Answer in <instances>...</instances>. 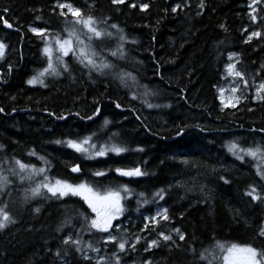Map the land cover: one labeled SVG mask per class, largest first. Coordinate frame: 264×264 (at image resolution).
Returning a JSON list of instances; mask_svg holds the SVG:
<instances>
[{
	"label": "trees",
	"instance_id": "16d2710c",
	"mask_svg": "<svg viewBox=\"0 0 264 264\" xmlns=\"http://www.w3.org/2000/svg\"><path fill=\"white\" fill-rule=\"evenodd\" d=\"M66 2L87 9L85 0ZM183 2L138 0L137 4L150 5L146 12H141L139 7L133 9L127 4L113 5L111 0H94L93 14L110 17L108 24H117L129 41L125 45L128 61L120 62L122 66L129 71L138 70L139 83L159 93L144 97L140 95L143 88L136 87L133 91L140 99L133 100L129 90L110 77L93 73V79H89L87 69L75 64L71 54L65 58L73 68L71 77L67 74L49 77L45 81L46 88L28 85L26 81L46 64L42 55L43 41L28 31L29 26L59 31L64 26L63 18L52 11L55 0H0V16L13 24L10 31L0 20V40L9 46L6 59L0 63V73L7 80V83L0 80V107L5 110L0 113V143L6 145L5 153L0 156L14 155L42 166L36 157L26 154L34 148L51 162V177L73 182L87 179L99 186L128 183L129 178L116 177L114 173L107 178H93L92 169L139 164L149 175L135 178L131 187L137 192H147L149 198L156 190L166 189L164 200L158 204L169 209L171 221H161L157 230L167 233L172 228H180L186 236L185 241L174 237L179 248L173 245L171 250L160 247L144 252L146 244L142 240L135 252L125 256L127 264H141L144 258H151L154 264H195V257L188 254L189 245L200 252L215 240L264 247V240L256 238V228L264 221V204L252 203L243 195L249 184L262 182L255 175L253 161L246 158L242 163L224 147L226 141L235 138H240L244 145L264 143V133L249 131L264 128V103L246 100L238 109L221 111L213 87L222 81L223 66L230 52L239 54L238 68L246 74L250 85L253 83L252 77L264 63V35L253 38L250 43L244 41L254 30L264 32V19L256 24L251 22L247 0H205L204 9L197 8L199 0H189L190 7L171 12V7ZM257 7L261 9L257 15L264 17V4ZM5 8L9 9L7 13L3 12ZM198 11L202 13L199 16ZM37 16L41 19L37 20ZM133 40L136 43H131ZM113 44L112 41L96 42L98 49L101 46L111 48ZM9 64L13 68L11 75L8 74ZM261 79L264 73L256 76V81ZM143 99L154 104L170 103L172 107L149 109L141 103ZM113 101L119 102L122 109H116ZM97 106L101 107V114L94 121H82L69 115L75 112L91 114ZM50 112L63 114L67 119L58 120L49 115ZM105 118L112 123L100 133V143L107 141L112 132H118L115 142L130 149L143 147L144 152L129 151L121 156L110 153L98 160H83L72 149L53 143L56 139L98 131ZM178 125H188L182 137L176 135ZM194 125H200L204 131ZM185 159L198 167L182 164ZM66 162L80 163L83 172L70 173ZM220 176L230 183L225 184ZM193 177L197 185L206 186L205 194L210 190L207 198L198 188L187 192L185 187L178 186L180 183L191 186ZM25 187L26 184L17 182L11 198L5 197L9 200V211L20 222L0 233V264H27L28 260H33L34 264H53L47 247L54 252L59 237L64 234L57 233L55 228L64 219L65 208L85 211L87 206L78 197L37 199L25 204ZM36 206L42 209L38 216L32 212ZM126 207L122 218L124 227L130 233L148 235L139 232L143 223L141 214H151L157 204L144 205L137 211L136 201L132 199ZM230 209H240L241 216L234 218ZM72 214L76 216L75 212ZM81 222L79 217L73 220L77 228ZM28 227L33 231H26ZM70 230L65 229V232ZM99 235H85V239H92L95 244ZM148 238H156V233ZM111 248L109 245L108 249ZM74 258L76 264H86L79 254H74Z\"/></svg>",
	"mask_w": 264,
	"mask_h": 264
},
{
	"label": "snow or ice",
	"instance_id": "6c2138e0",
	"mask_svg": "<svg viewBox=\"0 0 264 264\" xmlns=\"http://www.w3.org/2000/svg\"><path fill=\"white\" fill-rule=\"evenodd\" d=\"M85 4L87 9L74 6L73 3L66 2V0L65 2L55 0L52 11L62 17L64 22L63 28L59 31L29 26L28 31L40 37L43 41L42 55L46 58V64L35 71V74L26 81L27 84L32 86L38 84L46 88L48 85L45 81L49 77L59 78L65 74L71 77L72 65L65 60L71 54L75 64H78L82 69H87L89 79H93V73L105 78L110 77L111 80L118 81L121 87L128 89L133 100L140 99V96L133 91L136 87L143 88L141 96H157L158 92L149 89L147 85L139 83L138 70L136 72L129 71L120 63L128 61L125 45L129 41L123 29L115 23L109 25L108 20L110 17H97L94 15L92 11L95 8L94 0L93 2L85 0ZM111 4H127L133 9L139 7L141 12H146L150 7L148 3L137 4L135 0H111ZM262 4H264V0H249L248 8L251 11L248 15L253 24H256L260 19H264V17L257 15L261 10L257 6ZM190 6L189 0H184L183 3H177L171 7V12L177 13L178 10H183ZM205 7V0H199L197 8L204 9ZM8 11L9 9L7 8L3 9L4 13ZM167 11L165 9V12ZM196 14L199 16L202 13L198 11ZM36 19L40 20L41 17L37 16ZM0 20L3 21L4 27L13 28V24L4 19L3 16H0ZM221 27L224 26L221 25ZM244 31L247 32L248 29L245 28ZM262 35H264V32L261 30H254L248 34L244 43H250L253 38L258 39ZM154 39L155 37H153ZM97 41H112L114 44L111 48L101 46L98 49ZM131 43H136V41L133 40ZM8 47L4 41L0 40V63L6 59ZM228 61L225 65L224 79H231L228 80L227 86L221 84L213 85L216 90V98L219 100L220 110L238 109L244 101L249 99V90L251 88H254V95L251 98L256 102L264 103V79L256 83V76L264 73V63H261L260 70L252 77L253 83L250 85L246 74L238 68V64L241 63L239 54L230 52ZM12 71V65L9 64L8 74L11 75ZM0 80L7 83V80L3 79V73H0ZM181 98L187 102L185 97ZM94 103L99 104V101H94ZM113 103L116 109H122V105L119 102L113 101ZM141 103L149 109L172 107L170 103L164 105L154 104L146 99L141 100ZM248 110L252 111L253 109L249 108ZM4 111V108L0 107V113ZM100 114V106L95 107L91 114L69 113V115H75L82 121H94ZM49 115L55 116L58 120L67 119L63 114L56 115L50 112ZM137 119H140V117L137 116ZM111 123L112 121L105 118L98 131H93L85 136H76L75 138L56 139L53 143L72 149L83 160H98L99 158L108 157L110 153L115 156H121L129 151L144 152L143 147L130 149L121 143L115 142L119 136L118 132H112L108 136L107 141L100 143L98 141L100 133L108 129ZM186 127L188 125L183 127L178 125L176 135L182 137ZM194 127L200 128V125H194ZM200 130L204 131L203 128H200ZM249 131L264 133V128L249 129ZM224 147L236 160L244 163L247 158L254 162L252 166L255 169V175L259 177L262 183L259 185L256 183L249 184L243 195L249 197L252 203L264 204V143L256 142L251 145H244L240 142V138H235L226 141ZM5 151L6 145L0 143V153H5ZM26 154L29 157H36L42 166L25 162L14 155L11 157L7 155L0 156V233H4L20 222L9 211V200L5 199V197L11 198L12 189L17 182L21 185H27L23 189V202L25 204L37 199L49 201L78 197L87 206L85 211L69 207L65 208L64 219L55 228L57 233L64 234L59 237V242L54 252L51 247H47V252L51 253L53 264H76L74 254H79L80 260L86 262V264H126L125 256L129 252H135L137 245L142 240L146 244L143 249L144 252H151L153 249L160 247L171 250L173 245L179 248L180 245L177 244L174 237H178L179 241H185L186 236L180 228H172L167 233L157 230L161 221H171L169 209L158 204V201L164 200L166 189L156 190L151 193V198H149L147 192H137L135 188L131 187V183L135 178L149 175L139 164L134 167L109 166L92 169L90 175L93 178H107L110 173H114L116 177L129 178L128 183L99 186L96 183L89 182L87 179L73 182L67 179L51 177L49 172L52 165L46 156L40 155L34 148L29 149ZM144 163L146 164L147 161H144ZM181 163L189 167H198L194 162L187 159L181 161ZM65 166L70 173L81 174L83 172L80 163L66 162ZM219 179L223 180L225 184L230 183L224 176H220ZM192 180L191 186L186 183H180L178 186L185 187L187 192H194L198 188L201 194H205L206 186L203 184L197 185L195 177ZM208 194H210V190H208ZM208 194H205V198H207ZM132 199L136 201L137 211L144 205L157 204L154 214H141L143 223L139 232L147 233L148 235L130 233L124 227L122 218L125 217V212L127 211V202ZM41 211L40 206L32 209V212L37 216ZM230 211L233 212L234 218L241 216L240 209H230ZM73 212H75L76 216H73ZM76 217H79L82 221L78 228L73 224V220ZM65 229L71 230L65 232ZM26 231L31 232L33 229L28 227ZM153 232L156 233V238L149 239L148 236ZM97 234L100 235L95 244L92 239H85V235L96 237ZM256 238L264 240V221L256 228ZM47 244L48 242L45 241L46 246ZM109 245H112L111 250L108 249ZM188 254L195 257V264H264V247H256L252 243H223L215 240L212 245L200 252H197L194 246L189 245ZM27 264H34V261L28 260ZM141 264H154V261L151 258H144Z\"/></svg>",
	"mask_w": 264,
	"mask_h": 264
},
{
	"label": "rangeland",
	"instance_id": "374dc122",
	"mask_svg": "<svg viewBox=\"0 0 264 264\" xmlns=\"http://www.w3.org/2000/svg\"><path fill=\"white\" fill-rule=\"evenodd\" d=\"M136 1H137V0H135V2H136ZM248 3H249V0H247V6H248ZM226 62H227V63L229 62V61H228V56H227V61H226ZM227 63H226V64H227ZM226 64H225V65H226ZM225 65L223 66L222 77H221L222 81H221V83H220V84L223 85V86H227V84H228V80L231 79V78H228V80H225V79H224ZM259 81H260V80L256 81V83H259ZM252 89H253V90H251V91L249 90V99H248V100H253V99L251 98V96L254 95V88H252ZM218 101H219V100H218ZM253 101H254V100H253ZM155 211H156V210H155ZM155 211H154V213H155ZM126 264H127V263H126Z\"/></svg>",
	"mask_w": 264,
	"mask_h": 264
},
{
	"label": "bare ground",
	"instance_id": "6f19581e",
	"mask_svg": "<svg viewBox=\"0 0 264 264\" xmlns=\"http://www.w3.org/2000/svg\"><path fill=\"white\" fill-rule=\"evenodd\" d=\"M138 1V0H137ZM136 1V2H137ZM246 8H248V6H247V4H246ZM8 29V28H7ZM9 30V29H8ZM10 31H11V29H10ZM226 64V63H225ZM253 90V89H252ZM157 209V207L156 208H154L153 210H152V213L151 214H154V211ZM144 215H149V214H144Z\"/></svg>",
	"mask_w": 264,
	"mask_h": 264
},
{
	"label": "water",
	"instance_id": "95a60500",
	"mask_svg": "<svg viewBox=\"0 0 264 264\" xmlns=\"http://www.w3.org/2000/svg\"><path fill=\"white\" fill-rule=\"evenodd\" d=\"M9 29V28H8ZM10 30V29H9Z\"/></svg>",
	"mask_w": 264,
	"mask_h": 264
}]
</instances>
